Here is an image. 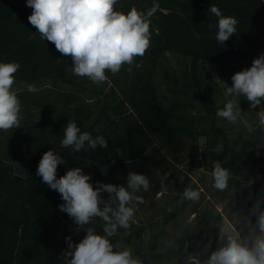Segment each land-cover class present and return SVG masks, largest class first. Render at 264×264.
Segmentation results:
<instances>
[{"label":"trees","instance_id":"1","mask_svg":"<svg viewBox=\"0 0 264 264\" xmlns=\"http://www.w3.org/2000/svg\"><path fill=\"white\" fill-rule=\"evenodd\" d=\"M155 4L159 7L150 17L145 55L135 57L132 65L124 64L116 74L106 70L107 80L95 84L75 75L71 57L41 38L29 23L33 10L27 0H0V63H19L15 82L53 85L18 97L25 119L19 128L10 129L15 130L13 135L21 133L11 161L23 167L22 177L14 175L6 154L0 152V264H58L59 233L64 231L74 244L86 235L58 208L64 203L58 191L36 174L49 150L65 161L58 165L57 178L74 167L91 175L93 187L97 182L127 187L129 172L148 177L149 190L137 193L144 203L131 205H140L143 219L138 227L120 228L110 238L114 245L131 249L143 264H191L194 251L188 243L193 240L209 253L215 251L224 224L218 202H228L242 233L249 232L264 210V127L259 119L244 110L245 123H214L202 133L191 125L170 123L171 114L161 104L155 81L168 53L191 58L193 67L205 61L250 68L264 55V0H118L114 9L127 14L135 7L147 13ZM211 5L238 21L236 33L223 45L215 39L218 18L210 13ZM221 73L226 77L225 71ZM31 106L40 109V118ZM69 121L76 122L81 132L103 136L107 148L92 150L87 144L80 152L62 148ZM187 135L207 137L198 168L211 175L219 161L229 170L228 186L218 195L202 190L190 167L183 165L189 152L183 141ZM187 187L200 192L199 201L183 198ZM101 199L107 201L108 193L102 192ZM258 202L260 208L254 211ZM103 223L93 218L85 228L93 227L97 234L103 232Z\"/></svg>","mask_w":264,"mask_h":264},{"label":"clouds","instance_id":"2","mask_svg":"<svg viewBox=\"0 0 264 264\" xmlns=\"http://www.w3.org/2000/svg\"><path fill=\"white\" fill-rule=\"evenodd\" d=\"M118 0H27L32 8L28 17L42 39L53 43L57 51L70 56L73 72L77 76L88 77L99 84L107 80L106 70L118 73L124 64L132 65L135 57H143L150 46V17L159 5L155 4L147 13L133 7L127 14L117 11L114 6ZM210 13L218 18L215 39L223 45L237 31L238 21L231 16H224L215 5L210 6ZM213 25H209L211 29ZM139 65H137L138 67ZM20 68L19 63H0V131L19 128L21 101L12 86L14 74ZM232 86L224 83L225 93L229 97L244 96L251 108H256L264 100V55L254 59L252 66L235 73ZM29 91H36L29 85ZM216 115L231 123H236L240 116L239 104L229 99ZM259 123L264 126V111H261ZM92 150L107 148L103 136L93 137L88 132H81L76 122L69 121L64 128L62 148L71 147L80 152L85 145ZM119 151V150H118ZM226 162V161H225ZM64 159L52 150L46 151L38 164L37 175L50 189L58 191L63 204L58 208L72 217L80 230L86 235L79 243L66 238L68 249L62 253L63 264H143L134 257L131 249L113 244L110 238L120 228H129V222L135 214L131 205L144 203V198L137 195L143 189L147 192L150 184L144 174L129 172L127 187L97 182L93 187L91 175L84 174L82 168L74 167L65 175L57 178L58 165ZM113 165L115 161H112ZM102 173L105 168L101 169ZM213 187L223 191L230 179L229 170L217 161L212 170ZM108 193L107 201L101 199V193ZM183 198L192 202L200 200V192L187 187ZM103 207L101 208V205ZM260 208L259 202L254 211ZM93 218L103 223V234H96L95 228L87 227ZM220 246L211 252L203 264H264V210L259 211L255 225L247 236L239 232L219 236ZM226 241V242H225ZM117 250L114 251L113 249ZM197 264L200 261L197 259Z\"/></svg>","mask_w":264,"mask_h":264},{"label":"rangeland","instance_id":"3","mask_svg":"<svg viewBox=\"0 0 264 264\" xmlns=\"http://www.w3.org/2000/svg\"><path fill=\"white\" fill-rule=\"evenodd\" d=\"M194 69H196V71H194ZM222 71H225L226 77L222 75ZM239 71H243L240 65L230 63L217 64L201 61L196 67H193L191 58L176 53H168L162 62V67L158 70L155 81L161 104L171 114L170 123L176 125H191L193 129L202 133L206 132L214 123L219 126L245 123L246 110L251 111V113L260 120L261 111H264V100H262L261 104L257 105L256 108H251L250 102L246 97H229L225 93L224 83L231 87V77ZM43 82L35 84L15 82L12 86V90L15 91L19 97L21 94L32 92L28 90L29 85L34 86L36 91L44 89V84L47 88H52L53 85L51 82ZM229 99L239 104L240 116L236 123H231L216 115L217 110L222 109ZM30 109L37 114V118L41 117L42 112L39 108L31 106ZM21 117V121L25 119L22 110ZM53 119L54 117H50V120ZM57 119H60V117L55 118V120ZM14 133L15 130H8L6 132L0 131V152L3 151V153L6 154L4 159L12 168L14 175L22 177L24 175L23 167H21L19 163L11 161V157L16 155V151L19 149L17 140L21 136V133L13 135ZM183 141L187 143L189 147V152L183 156V165L185 167H190L192 178L202 190L209 189L218 195V190L213 187L212 176L204 169L198 168L200 165L199 163L202 162V154L206 149L207 137L187 135L184 136ZM168 156L172 158L171 155ZM219 197L220 196H217L218 199ZM216 207L224 216V224L219 236L221 232L225 235H229L235 234L236 231L239 232L241 237L247 236L248 233H242V230H240L239 223L231 212V206L228 202L224 204L218 202L216 203ZM143 217L144 212L140 205H137L135 207L134 217L129 222V225L132 226V228L138 227V223ZM97 234L102 235L103 232L99 231ZM66 238L65 232L61 231L58 235V250L55 257L58 264H63L62 253L71 251V249H68ZM188 247L194 251L191 257V264H197V259L200 261V264H203L210 254L198 240L189 242Z\"/></svg>","mask_w":264,"mask_h":264}]
</instances>
